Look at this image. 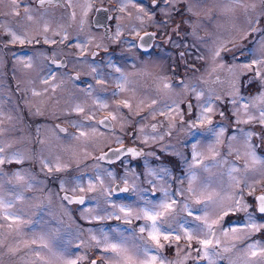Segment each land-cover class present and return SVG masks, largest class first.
Listing matches in <instances>:
<instances>
[{
    "label": "rangeland",
    "instance_id": "1",
    "mask_svg": "<svg viewBox=\"0 0 264 264\" xmlns=\"http://www.w3.org/2000/svg\"><path fill=\"white\" fill-rule=\"evenodd\" d=\"M89 2L90 0H79V5L75 6L72 12L66 11L62 16L57 12H54V10L45 13H37L33 9H28L27 14L22 17L18 16L13 11H10L9 14L6 13L2 15L1 24L3 25V28L8 31L10 38L11 33L15 32L18 36H21L24 39L30 38L34 40L36 36L40 34L45 35L48 39H54L69 35L70 32L66 33V20H73V23L77 26L74 31H76L75 33L78 35V43L80 47H107L112 41L115 40L117 42L121 40V49L124 50L125 53L133 51L131 47H129L131 43L129 38H120L119 40L114 39L109 41L102 37L100 33L90 30L86 21V18L90 13ZM243 3L246 7L233 5L231 6L232 11H225V7L228 6L227 0H169L168 4L164 3L163 6L160 7L159 14L164 16L161 20V25L163 27L173 22L176 17L181 21V25L187 26L185 29V36L187 38L184 40H188V43L193 47L194 53L192 58H194V61L196 60V66L194 71L183 74V82L190 86L194 85L197 90H204L207 92L211 89L220 97V99L214 103V111L211 113V118L212 125H215L217 128H224L219 151L221 155L229 161V164L223 165L220 168H213V178L215 179L220 176L221 173H226L232 165L240 168L242 171L233 173V175L236 177L247 175V184L251 185V187L246 186L245 181L241 179L239 187L231 189V192L234 195H242L243 203L253 204L258 193H264V178L259 175L260 170L264 168V165L253 163L248 153L250 151H255L256 156L261 160H264V125H261L258 122V119L248 120L243 105L248 103V113L258 116L257 109L251 107V102L253 97L264 92V84L261 83V80H264V76L260 79H254V72L244 70L242 73L238 74L239 80L237 81L236 76L229 73L226 69L230 65L247 62L250 57L248 50L256 47L257 41L262 35H264V33L259 31L258 38L256 42H254V37H250L251 34H249L250 19L258 20V28L264 29V0H243ZM134 4L135 3L132 1L129 3L126 7L128 12L126 10L120 11L121 7H118L119 11H117L119 12V15L122 17H129L132 20L135 19V21L129 20L123 27L120 26L118 28L123 33L134 32L132 31L133 28L138 31L149 25V23H154L156 21L153 16V11L150 7L148 8L145 6L143 11L144 21L137 19V17L141 16V13L138 10L139 6ZM176 4L184 5L185 9L183 11H177L175 14L174 8ZM252 5H255L254 9L252 8ZM189 9H191V11H189ZM156 11L158 12V10ZM29 15H31L32 19H28ZM76 18H79L81 21ZM14 23L16 27L14 26ZM202 33H204V35ZM245 33H247L246 38ZM247 38H249V46L245 45L246 47L242 51L239 49L234 55L231 54V56L228 54L226 56L225 52L222 51L221 56L216 58L215 62L213 61V51L221 42H224L227 48V46L233 42L238 40L247 41ZM5 49L6 48L0 45V50L4 51ZM2 53L0 54V130H2V133H0V147H4L5 154L7 155H11L12 153L23 154L25 160H29L30 164L22 166L21 164L18 165L12 163L13 166L11 164L3 166V171L7 175L3 180H0V183H3V189L0 190V195L5 198H12L16 192H23L25 200L23 202L18 201L16 208H14L13 211H19V214L23 216L27 223L21 227L20 232H16L14 228L9 229L7 227L9 222L0 219V225H4L3 228H0V241H2L0 246L9 247V249L17 248L18 250L17 253L9 252L7 256H2L0 253V264H32L33 261H35V264H40L32 254L33 249H36V245L26 247L21 241H31L34 233L39 234L40 232H48L50 229H59V238L55 241L58 247L66 248L71 254H85L87 256V259L82 261L81 264H90V259L96 255H100L101 257L106 255L96 249L94 242L89 240V230L98 234L99 229L101 228L108 229L110 227H119L121 229H127L126 234H128V230H131V228L124 225L121 221L93 220L92 222H89V219H87L86 216H83L82 219H77L76 217L67 214L70 212L68 207L59 204L61 198L60 184L62 180L71 181L74 177L83 175L86 186L87 178L92 177L97 170H101L105 173L109 171L113 173V177H104L103 188L107 185L109 186L115 178H119L122 181L127 179L128 183H131L132 185H137L140 182L139 172L135 169V166L129 164L131 157L126 158L120 171L115 169V166L109 167L106 165H100L98 161L94 159L95 153L105 146L110 145L112 142H120L122 138H125V141L131 142L132 144L140 141L141 145H139L146 148L148 157H154L159 149H162L164 152L169 151L172 153L173 157H179L180 160H182L183 165L180 164V167L182 168H179L178 172L171 171L169 167L163 163L152 164L148 162L145 163L144 169L147 178L154 182L153 186H158L159 188L168 187L173 190L174 185L176 187L175 190H178L181 187L179 182L181 179L185 181L183 187H187V171L188 164L191 161L192 144L199 143L201 145H206L207 143H211L214 139V137H211L199 126V124H197V128L195 129L189 127L192 121L199 116L200 106L203 103V99L198 101L195 94L191 91V88L186 91L183 87L179 86L180 84L177 83L178 81H176L175 78L173 81L170 74L165 73V70L161 67L163 64V58L160 59L151 56L147 61H138L139 66L136 63L129 65L125 64L124 68L115 64L112 55H105L104 61H96L91 64L85 61V64L88 66L86 70L88 73H98L99 76L106 78V83L103 86L99 84H94L93 86L97 89L101 87L105 88L102 98H107L109 100V107L105 110H97L93 105V99L97 95L95 91H93L91 97L86 96L83 91H73L70 92L71 94L66 91L58 92L60 96L64 95V97H67V95H69L72 102L69 101L65 106L60 104L54 106L50 105V100L56 98L50 99L48 95L49 79L45 74L47 69L44 59V57H46L45 47H33L30 53H22L20 51L18 53H12L13 55ZM238 53H242V57L238 58L236 56ZM8 56H17L19 59H17L16 63H20L21 61L29 68V70L21 69L18 72L19 67H17L15 81L19 85L18 88L23 89L24 91L25 96L23 103L28 110L29 117H35L36 113V116L39 117L37 130L39 131L41 139L36 150H34L35 144L31 137L33 134L30 133L28 127L24 126L22 121L24 116H22L23 112L21 103L19 104L15 98L13 87H9L10 82L4 71L6 69L5 65ZM120 61L121 64L125 63L124 60ZM36 62L38 65H42V67L34 64ZM221 63L225 65L224 69L217 67V65ZM113 66H115V68H120L121 71L123 70L125 72L123 73L127 77V84L125 85V90L122 92L119 91L118 88L115 89V84H119L123 78L120 73L118 76H116L115 73L113 74V72H116ZM213 67H217L215 72H212ZM93 68L96 69V72H93ZM20 76L23 78L22 81ZM216 76L219 77L220 83L212 82L215 80L214 78ZM45 79L48 80L47 84L44 83ZM163 81L172 84L173 88L171 90L164 89ZM234 82L239 89L238 93H236L233 88ZM20 83L22 84V87H20ZM33 88L36 89L35 92H40L41 95H31L30 93L33 92ZM114 92L116 93L115 96H113ZM158 93H164L166 98L163 100L158 99ZM233 99L237 100L238 103H233ZM123 100H132V108L130 110L128 108H123L122 106L120 107L118 118L115 121L116 129L113 131H107L97 125L102 135L90 136L87 139H73V136L79 135V130L74 127L72 128L73 131L70 135H67L66 137L58 135L57 132L51 130L54 120L53 122H50L44 117L53 116L44 114L46 112L52 114L51 107L54 108L56 114H58L61 111L66 113L67 110H69L70 112L72 110L71 108L74 109L76 104H83L85 106V111H88L87 113L91 114V112L95 111V117L98 118L100 115L107 112L108 115L109 113H116L118 106L116 101L120 102ZM152 100H156L157 103L150 106ZM173 100L179 104L180 115L173 112L171 115L174 119H169L166 116L160 115L158 111L155 116L152 115L154 109H160L165 103H171ZM56 101L57 100H55V102ZM140 101H143V103H140ZM186 101L193 102L194 111L192 114L185 112L186 115L184 113V102ZM45 102L51 107H45ZM37 103L40 104L38 107L39 112H37L36 109ZM74 113L76 112L74 111ZM221 113H223V115H221ZM162 117L165 119L166 129L170 134H168L166 130L153 132L147 126L154 121L162 122ZM68 119L72 122V126L80 120L72 117H69ZM238 120L246 122L238 123ZM91 123L95 124L94 121ZM134 126L137 130L134 133H129V129H132ZM121 127L123 129V131H121V133H123L122 135L119 134V128ZM141 129H143V131H141ZM247 132H251L253 135L248 138V142L245 144L243 137L244 133ZM233 136L237 137V140L233 141L231 139ZM41 141H44V143L42 144ZM228 145H232L233 147L231 155H227ZM184 146L189 148L188 154L186 153ZM201 150L204 149L202 148ZM238 153L239 158L237 157ZM205 154L206 156H210L207 152ZM55 156H59L63 163H67L68 169L66 168L61 172L53 171L52 173H48L47 169L41 171V159L54 158ZM209 162L208 159L205 160V163ZM31 163L36 164V166L39 167V170L34 169ZM245 164H247L249 169L247 174L243 172ZM163 169H167L166 175L162 171ZM16 171H20L24 174L26 179L27 174H34L37 181H41L42 183L37 184V186L32 189L25 190L22 182H17L13 179V173ZM197 171L199 172V170ZM150 173H158L159 175H151ZM203 175H207V173H204ZM161 176L164 178L160 179ZM222 179L225 188H227L228 183L231 182L230 178L225 175ZM9 180L12 182L8 183ZM254 180L258 182H253ZM67 187L68 189H71L73 185L69 183ZM97 188L102 190L99 183H97ZM84 192L91 197L99 194L97 191ZM177 198L179 199V197ZM30 203H32L34 211H30L29 213L26 205ZM125 203L130 202L125 201ZM41 204H43L46 209L49 205L54 208L52 211L53 213H51L53 221L46 217V213H44L42 208H38V205L41 206ZM89 205L90 206H87L82 210L84 211L86 208H91L95 212L96 209H94V206L96 205L91 203H89ZM248 210L250 211L251 209ZM98 213L102 212L99 211ZM245 216V211H238L225 217V219L221 221V225L217 226V236H220L219 228L221 226H236ZM187 220L191 222V226L195 225V221H192L191 217H188ZM135 222L137 221H134V223ZM138 224H143V221ZM238 235L240 238L235 240L232 238L231 234H229L228 237H220V248L229 247L231 249L229 252L224 253L225 257L228 259L221 260L220 264H229V260L232 261V264H245V261L249 259L246 255L245 246L252 243L254 240H259L261 243H264V230L251 233L245 231ZM82 241L85 246L77 248L76 245L80 244ZM233 244L235 245L234 248L231 247ZM175 245L177 252L179 251V256L177 254L176 256H168L164 251L162 254L169 261L181 260L183 264H193L192 257L196 253L192 254L191 249L194 246L189 247L184 240H181L179 244L175 241ZM4 249L5 248L0 247V252ZM44 252L47 254L46 250H44ZM188 252L191 253V256L187 261H184L183 257ZM101 257L100 260L103 264ZM258 259L259 257L256 258V260ZM196 264H206V261L199 259L196 261Z\"/></svg>",
    "mask_w": 264,
    "mask_h": 264
},
{
    "label": "snow or ice",
    "instance_id": "2",
    "mask_svg": "<svg viewBox=\"0 0 264 264\" xmlns=\"http://www.w3.org/2000/svg\"><path fill=\"white\" fill-rule=\"evenodd\" d=\"M46 0H39V5L43 7ZM51 3L52 0H47ZM131 0H121L120 11H124L125 8ZM15 3V0H13ZM156 3V0H153ZM227 5L225 11H232L233 5L239 7H246L243 0H227ZM255 8V5H252ZM27 11V9H26ZM143 12L144 9L140 8ZM191 11V9H189ZM28 19H32L31 15ZM137 19H141L137 17ZM100 23V21H97ZM259 23L258 20L250 19L249 25L251 32L260 31L264 33V29H259L256 25ZM132 31L139 35V32L133 28ZM120 32L117 30V35ZM151 36V34H146ZM247 33H245V38ZM11 38L13 40H20L21 43L24 42V38L18 36L15 32L11 33ZM142 43L141 47H147L148 41H144V37H140ZM79 47V45H78ZM226 48V44L221 42L213 51V61L221 56V52ZM250 57L247 62H242L240 64H233L227 67V71L234 76H236L237 81L239 80V73L244 70L248 72H254V79H260L264 76V35L260 37L257 41V46L250 48ZM30 66V65H29ZM115 68V66H113ZM218 68L224 69L225 65L223 63L217 65ZM217 67L212 68V72L217 70ZM116 72H119L122 81L117 85L119 91L125 90V85L127 84V77L121 71L120 68H115ZM93 72L96 69L93 68ZM55 77H53L54 79ZM79 79V76L75 77ZM96 83L99 85H104L106 83L104 77L97 75L94 77ZM213 83H220L219 77L217 76ZM44 83L47 84L48 80L45 79ZM163 88L166 90H171L173 85L163 81ZM264 84V80H261ZM180 87H183L186 91L191 88V91L195 94L198 101L203 99V103L200 106V114L195 120L189 125L191 129L197 128V124L203 128L211 137H214L211 143L206 145H201L199 143L192 144V155L191 161L188 164V181L187 187H183L185 181L180 180L181 187L178 190H171L168 187H162L159 192L162 195H158L156 199H148L141 195L144 190L137 188H129L127 179H124V187L113 188L111 186L103 188L104 177H113L112 172H103L97 170L96 173L87 178V185L85 186L83 175L74 177L71 181L62 180L60 187L62 191L67 192L69 189L67 185L71 183L73 187L71 191L73 192H95L97 190V183L101 186L102 190L97 196L88 197L87 199L96 200L97 208L100 207L101 201L104 205L109 206L112 211H107L105 209V215L95 214L93 215V209L86 208L84 211L87 213L86 218L89 222L104 221V220H116L121 221L124 225L129 226L131 231L126 234L127 229L108 228L99 229L98 234L90 231L89 240L94 242L95 248H97L101 253L106 254L102 256L103 264H183L181 260L169 261L162 253L165 248V243H171L176 241L177 244L181 240L188 243L189 247L192 242L195 241L198 248L196 252L198 253V259L206 261V264H220L221 260L228 259L225 257L224 253L229 252L231 249L229 247L220 248L221 240L220 237H228L229 234L232 238L239 239V233L243 232H260L264 230V195L257 196L253 204L243 203L242 195H234L231 189L239 187L241 179L245 181L246 186L251 187L247 184V175L243 177H236L233 173L241 172L240 168L232 165L229 167L226 173H221L220 176L214 177L213 168H220L223 165H228L229 161L221 155L219 151V146L222 143V136L224 134V128H217L212 125L211 113L214 111V103L219 100L220 97L215 94V92L209 89L207 92L204 90H197L193 85L190 86L185 84L183 81L180 82ZM233 88L236 93L239 89L236 83H233ZM55 91V88H53ZM86 96L91 97L93 91L97 95L93 99V105L97 110H105L109 107V100L107 98H102V94L105 88H95L93 85L89 84L87 88L82 90ZM33 95L39 96L40 92H33ZM116 93H113L115 96ZM233 103H238L237 100L233 99ZM143 103V101H140ZM156 100H152L150 106L155 105ZM128 108L131 110L132 104L128 100H123L118 102L116 113H109L104 119L95 120L96 112L93 111L91 114L86 115L82 120L73 124V127L79 130V135L73 136L75 140H80L81 138H89L90 136L102 135L99 131V126H103L109 129L114 128L113 121H116L118 114L120 112V107ZM189 108L193 106L188 105ZM251 107L256 108L258 112L257 115L249 114L248 108L249 104L245 103L243 109L245 114L248 116V120H257L261 125H264V92H261L257 96L252 98ZM73 111L76 113H84L85 106L83 104H76ZM157 111L160 115H164L169 119H174L172 113L175 112L180 115L179 104L173 100L171 103H165L162 108L154 109L152 115L155 116ZM39 112V109L37 110ZM238 114V113H237ZM223 115V113H221ZM95 120V124L91 123ZM246 122V121H239ZM60 132H64L65 129H59ZM143 131V129H141ZM2 133V130H0ZM253 134L251 132L244 133V142L247 144L248 138ZM233 141L237 140V137H231ZM43 144L44 141H41ZM251 147V146H250ZM204 150H201V149ZM117 154L120 151L131 153L133 156L141 155L134 148H122L115 150ZM233 151L232 145H228L227 155H231ZM209 153L210 156H206L205 153ZM106 155V154H105ZM248 155L251 157L253 163H260L264 165V160H261L256 156L255 151H250ZM239 158V153L237 154ZM98 160L105 159V156L97 157ZM208 159L210 162L205 163ZM25 157L21 153H12L11 155L5 154L4 147H0V180H3L7 175L3 171V166L7 164H23ZM41 171L47 169L48 173L61 172L68 167L67 163H63L59 156L54 158H42L41 161ZM199 170V172L197 171ZM165 175L167 174V169L162 170ZM249 171L247 164L244 165L243 172L247 174ZM207 173V175H203ZM151 175H159L158 173H150ZM227 175L230 178V183H228L227 188H225L223 176ZM259 175L264 178V168L260 170ZM164 177L161 176L160 179ZM13 179L17 182H22L24 184L25 190H29L37 186V184L42 183L37 181L34 174H27V179L24 174L20 171L13 173ZM12 181L9 180L8 183ZM258 182V181H253ZM3 189V183H0V190ZM156 189H153L155 192ZM132 193L137 196L136 202L130 203H117L112 199L115 193ZM179 197V199L177 198ZM63 200L68 203H75L79 205H84L86 202L85 196H69L64 195ZM25 196L23 192H16L12 198H5L0 195V219H3L7 224L9 229H13L16 232H20L21 227L27 223L23 216L19 214V211H13L16 208L17 202H23ZM248 209H251L250 211ZM238 211H245L246 216L240 220L236 226L229 225L228 227L221 226L219 228L220 236H217V226L221 225V221L228 217L231 213ZM199 213V214H197ZM188 217L195 221V225L191 226V222L187 220ZM134 221H143V224H138L132 227ZM4 225H0L3 228ZM59 238V229H50L48 232H40L39 234L33 235L31 241H21L26 247H31L36 245V249H33L32 254L36 257V260L40 264H81L82 261L87 259L85 254L75 255L67 251L66 248L58 247L55 243ZM2 243V241H0ZM84 245L82 241L77 244L76 247L80 248ZM92 246V245H88ZM231 247H235L233 244ZM246 255L249 258L245 261V264H264V243L259 240H254L252 243L245 246ZM46 250V253L44 252ZM17 248H10L9 252L15 253ZM179 256V251L177 252ZM191 253L188 252L184 255L183 260L187 261ZM259 257L258 260L256 258ZM35 264V261L32 262ZM91 264H97V261L93 259ZM229 264L232 261L229 260Z\"/></svg>",
    "mask_w": 264,
    "mask_h": 264
},
{
    "label": "flooded vegetation",
    "instance_id": "3",
    "mask_svg": "<svg viewBox=\"0 0 264 264\" xmlns=\"http://www.w3.org/2000/svg\"><path fill=\"white\" fill-rule=\"evenodd\" d=\"M131 1L135 3L134 5L139 6L138 8L139 11L140 8L144 9V6L148 8L150 7V9L153 11V16L156 20L154 23H149V25H147L146 27L139 29L138 30L139 35H136V32L123 33L121 30L118 29L120 26L123 27L124 24L127 23L129 20L135 21V19L132 20L129 17L126 16L122 17L121 15L118 14L119 13L118 7L119 6L121 7V1L119 0H90L89 2L90 13L86 18L90 30L96 33H100L102 37H104L109 41L114 39L119 40L120 38H127V39L129 38L131 40L129 47H131L133 51H129L128 53H125V51L121 49V45H120L121 40H119L120 42L119 41L116 42L114 40L107 47H100V46H96V47L92 46L88 48L87 47L83 48L82 46L80 47L78 43L79 42L78 35L75 33L76 31H74L75 27L77 26H75L73 20H66L67 22V26H65L67 27L66 33L70 32V34L64 35L61 38L48 39L45 37V35L40 34L36 36L34 40L30 38L29 39L25 38L23 43H21L20 40L19 41L12 40L9 37L8 31H6L5 28H3V25L1 24L2 15L6 13L9 14L10 11H13L15 12V14L22 17L27 14L28 9H33L37 13L39 12L45 13L50 10H54V12H57L58 14H60V16H62V14H64L66 11L72 12V10H74L73 8L79 5V0H52L51 3H48L46 0L43 7L39 5V0H15V3H13V0H0V45L6 48L4 51L0 50V54L3 52L8 55L14 52L18 53L19 51L22 53L23 52L30 53L33 47L36 46L45 47L46 57H44V59H45V65H47L45 74L49 79L48 95L50 99L56 98L54 100H50V105L52 106L59 104L65 106L69 103V101L72 102V99L69 97V95H67V97H64V95L60 96L58 92L66 91L69 92V94H71L70 92L73 91H82L83 89L87 88L89 84L91 85L97 84L96 79H94V77H96L98 73L97 74L88 73L86 71L88 66L85 64V61H87L90 64L96 61H104L105 55H112L115 64L123 68L125 64L129 65L136 63L139 66L138 61L140 60L147 61V59L151 56L158 57L160 59L163 58L162 59L163 64L161 67L165 70V73L170 74L173 81L175 78L176 81H178L177 83L180 84V82L183 81V74L194 71L196 66V60L194 61V58H192L194 53L193 47H191V45L188 43L189 42L188 40H184L187 38L185 36L186 35L185 29L187 28V26L181 25V21H179L177 17L173 22H171L167 26L163 27L161 25V20L164 18V16L159 14L160 12L159 9L160 7L163 6L164 3L168 4L169 0H156L155 4L153 3V0H131ZM184 9H185L184 5L176 4L174 8V13L176 14L177 11H183ZM125 10L128 12V9L125 8ZM156 10H158V12ZM140 13H141L140 16L141 20L144 21L143 12L140 11ZM76 19L79 20V18ZM97 21H100V23H97ZM256 26L258 27V24ZM117 30H119L120 32L119 35H117ZM258 32L259 31L251 32L250 30L249 34H251L250 37H254V42H256L258 38V34H259ZM146 34H151V36L149 37V35ZM202 34L204 35V33ZM140 37H144V41H148L146 48L140 46L142 43ZM248 41L249 38H247V41L238 40L228 45L227 48H225L224 50L226 56L227 54L230 56L231 54L234 55L239 49L240 51H242L246 46H249ZM241 54L238 53L236 56L238 58L242 57ZM17 59H19L17 58V56H8L5 65L6 69L4 71L10 82L9 87L10 86H11L10 88L13 87L14 96L17 99L18 103L19 104L21 103L22 112H23L22 116H24V119L22 121L24 126L28 127L30 133L33 134L31 137H32V141L35 144L34 150H36L38 148V143L41 139L39 131L37 130L39 117L36 116L37 114L36 112H35L36 113L35 117L34 116L33 118L29 117L30 115L28 113V110L25 108V104L23 103L25 96L24 91L23 89L18 88L19 85L15 81L16 80L15 75L17 74V70H16L17 67H19L18 72L21 69L29 70V68L25 66V63H22L21 61L20 63H16ZM120 60L122 61L124 60L125 63L121 64ZM34 64H36L37 66L40 65V64L38 65L37 62ZM21 66L24 67L22 68ZM40 66L42 67V65ZM122 72L124 71L122 70ZM114 73L116 76L119 75V72H113V74ZM77 76H79L78 80L75 79V77ZM53 77L55 78L53 79ZM216 77L214 79H216ZM22 79L23 78L21 77V81ZM104 79L106 80V78ZM21 85L22 84L20 83V87H22ZM117 85L118 84H115V89H117ZM53 88H55V91H53ZM35 90L36 89L33 88V92ZM33 92L30 94L32 95ZM164 98H166L164 96V93H158V99L163 100ZM55 100L57 101L55 102ZM129 102L132 103V100ZM45 104H46L45 107H51L47 102H45ZM116 104H118L117 101ZM189 104L193 106L192 101L184 102V113L188 112L189 114H192L194 110L193 107L192 108L188 107ZM39 105L40 104L37 103L36 106L37 110ZM50 109L52 114H49L47 112L44 114L53 115V116L51 117L44 116V117L50 122H53L54 120L53 122L54 124L51 127V130L57 132L58 135L60 136L63 135L65 137L67 135H70V133L73 131L72 122L69 121L68 119L69 117L76 119L78 118L82 120L86 115L90 114L87 113L88 111H84V113H74L73 108H71L72 110L70 112L69 110H67L66 113H64V111H61L58 114H56L54 108L51 107ZM106 116H108V112L100 115L98 118L95 117V120L104 119ZM162 119H163L161 120L162 122L154 121L147 126L153 132L166 130L167 133L170 134V132L166 129L165 119L163 117ZM95 120L93 121L95 122ZM112 123L114 124V128L112 129L103 126L100 127L103 128L104 130L106 129L107 131L110 130L113 131L116 129L115 121H113ZM61 128L65 129V131L60 132L59 129ZM136 130L137 129L134 126L132 127V129L131 128L129 129V133H134ZM121 131H123L122 127L119 128V134L122 135L123 133H121ZM140 143L141 142L138 141L132 144L131 142L125 141V138H122L120 142H112L110 145H107L104 148L97 151L94 155V159L98 161L100 165H106L109 167L115 166V169L120 171V168L122 164L126 161V158L131 157V159L129 160V164L135 166V169L139 172L140 182L137 185H132L131 183H128L129 188L131 189L134 187L137 189L144 190L141 192V195L145 196L148 199L154 200L157 198L158 195H161L162 193L159 192L160 188L158 186L157 187L153 186L154 182H152L149 178H147V174L145 173L144 170L145 163L148 162L152 164L163 163L166 166H168L171 171H175V172H178V169L182 168L180 167V164L183 165V163L179 157H173L172 153H170L169 151L164 152L162 149L157 150V154L154 157H148L146 148L141 147ZM184 147L186 153L188 154L189 148L187 146ZM122 148H134L139 153H141V155L133 156L131 153H126L123 151H120L119 154H117L115 150H119ZM99 156H105V159L98 160L97 157ZM28 164H30V161L25 160L24 163L21 165L24 166ZM31 165H33L34 169L39 170V167L36 166V164L31 163ZM109 186L113 188H117V187H124L125 185L122 180H120L119 178H115ZM109 186L107 185L105 188ZM175 188L176 187L173 185V190H175ZM153 189H156V191L153 192ZM96 191L97 193H99L101 189L97 188ZM64 195L85 196L86 202L84 205H79L75 203L70 204L62 199ZM60 196L61 198L59 200L60 201L59 204L68 207L70 212L67 214L68 215L70 214L73 217H76L77 219H82L83 216H87V213L82 209L87 206H90L89 203L96 205V200L87 199L88 197L91 196L89 194H86L85 192H73L71 191V189H69L67 192L61 190ZM112 199L115 200L117 203H125V201L136 202L138 198L137 196L133 195L131 192L128 194L118 192L112 196ZM26 208L28 209L27 211L29 213L30 211H34L32 203L26 205ZM38 208H42L44 210V213H46V217L49 218V220L53 221V216L51 214L53 213L52 211L54 210L53 207H50L49 205L48 208L46 209L44 205L41 204V206L38 205ZM94 209H96V211L95 212L93 211V214H100V215L106 214L104 212L105 209H107V211H112V209L109 206L104 205L102 201L100 207L97 208V206H94ZM99 211H101L102 213H98ZM141 222L142 221L135 222L133 224V227H135L138 223ZM128 231L130 232L131 230L129 229ZM162 243H165V248L163 249V251L166 255L176 256L177 249H176L175 241H172L170 245L167 242H162ZM185 243L188 244L186 241ZM191 246H194L191 249V253L192 254L196 253L192 257V262L193 264H196V261L199 259H198V253L196 252L195 249L198 248L199 245H197L195 241H193ZM0 247L5 248L0 252L1 255L7 256L9 253V247H4V246H0ZM17 252L18 250L16 251V253ZM99 256L96 255L90 260L92 261L93 259H95L97 261V264H102L100 260L101 256L100 257ZM91 261L89 262L90 264ZM7 264H11V263H7Z\"/></svg>",
    "mask_w": 264,
    "mask_h": 264
},
{
    "label": "water",
    "instance_id": "4",
    "mask_svg": "<svg viewBox=\"0 0 264 264\" xmlns=\"http://www.w3.org/2000/svg\"><path fill=\"white\" fill-rule=\"evenodd\" d=\"M111 153H112V152H111ZM111 153H110V154H111ZM260 195H264V193H259L257 196H260Z\"/></svg>",
    "mask_w": 264,
    "mask_h": 264
}]
</instances>
